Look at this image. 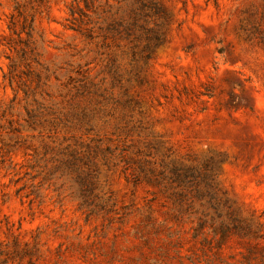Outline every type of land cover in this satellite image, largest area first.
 I'll return each instance as SVG.
<instances>
[{"label": "rangeland", "instance_id": "rangeland-1", "mask_svg": "<svg viewBox=\"0 0 264 264\" xmlns=\"http://www.w3.org/2000/svg\"><path fill=\"white\" fill-rule=\"evenodd\" d=\"M0 264H264V0H0Z\"/></svg>", "mask_w": 264, "mask_h": 264}]
</instances>
